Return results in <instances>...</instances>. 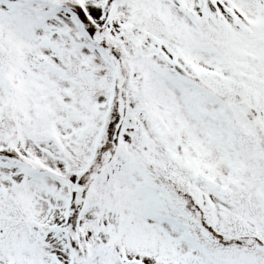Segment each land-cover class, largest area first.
Segmentation results:
<instances>
[{
    "label": "snow or ice",
    "instance_id": "6c2138e0",
    "mask_svg": "<svg viewBox=\"0 0 264 264\" xmlns=\"http://www.w3.org/2000/svg\"><path fill=\"white\" fill-rule=\"evenodd\" d=\"M0 264H264V0H0Z\"/></svg>",
    "mask_w": 264,
    "mask_h": 264
}]
</instances>
